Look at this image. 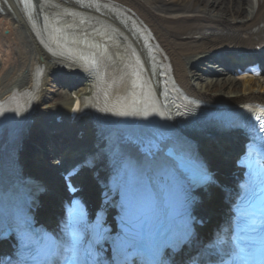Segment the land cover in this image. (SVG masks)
Returning <instances> with one entry per match:
<instances>
[{"label":"bare ground","instance_id":"bare-ground-1","mask_svg":"<svg viewBox=\"0 0 264 264\" xmlns=\"http://www.w3.org/2000/svg\"><path fill=\"white\" fill-rule=\"evenodd\" d=\"M25 1L26 10L20 0H0V52L3 55L0 62L4 65L0 66V72H7L1 82L0 106L10 107L20 100L13 114L15 121H23L33 103L34 112L30 118L34 135L46 138L52 154L53 147L66 143L63 152L55 153L51 161H40L37 152L33 159L23 162L25 172L36 174L47 187L38 212L50 224L60 222L55 202L66 194L59 188L64 185L62 174L66 172V164L70 158L69 162L89 151L96 124L88 116L76 128L73 125L55 134L49 132L51 129L46 130L57 128L50 122L54 118L53 110L43 105L48 83L62 82L61 86L72 93L65 98L66 109L59 108L54 111L55 115L68 112L71 102L78 98L73 97L75 94L97 102L96 116L104 122H110L120 112L138 118L136 109L144 111L139 115L144 119L147 116L144 93H154L153 103L162 93L161 71L154 64L144 40L145 31L159 45L160 58L167 63V72L175 83L173 87L187 95L186 101L190 99L194 104L200 101L264 102V73L258 77H235L237 68L246 59L233 56L242 51L243 56L247 55L264 39V0ZM102 49L105 54L99 53L100 60L107 69H104L103 80L92 85L88 78L90 72L84 70L82 60L76 64L68 60L83 55L97 58ZM102 97L105 99L101 101ZM198 114L204 115L202 108ZM4 115L0 112L3 131L7 126L2 120H8ZM3 116L6 118L1 119ZM82 132L83 138H77ZM211 133L203 124L195 138L212 171L214 186L230 187L233 181L230 176L235 168L226 157H230L232 146L223 141L225 138H215V134L207 138ZM68 145L69 149L78 147L58 165L55 159H64ZM221 149L223 151H217ZM88 180L87 188L80 192L81 196L93 201L98 187L92 178ZM74 181L77 185L87 182L81 175ZM0 203H8V200L0 198ZM198 206V211L210 213V220L199 233V238H207L223 225L225 208L217 190L206 203Z\"/></svg>","mask_w":264,"mask_h":264},{"label":"rangeland","instance_id":"rangeland-1","mask_svg":"<svg viewBox=\"0 0 264 264\" xmlns=\"http://www.w3.org/2000/svg\"><path fill=\"white\" fill-rule=\"evenodd\" d=\"M6 27V26H4ZM5 28H3L2 30H4ZM5 31H8L7 29H5ZM6 36V35H5ZM3 57L2 53L0 52V57ZM2 65L0 64L1 68L4 66L3 62ZM2 71V70H1ZM7 74V72L5 70H3L2 72H0V88H1V82L3 79V76H5ZM235 77H242V76H235ZM79 86L76 87V90H78ZM47 89V98L44 101V106L46 107L47 110L51 109L53 111H58L61 109L65 108V98L68 96V91L63 88L62 86H58L56 84V82H50L48 83V85L46 86ZM33 141L34 138H32ZM34 156H30V158H33Z\"/></svg>","mask_w":264,"mask_h":264},{"label":"snow or ice","instance_id":"snow-or-ice-1","mask_svg":"<svg viewBox=\"0 0 264 264\" xmlns=\"http://www.w3.org/2000/svg\"><path fill=\"white\" fill-rule=\"evenodd\" d=\"M262 130H264V129H262Z\"/></svg>","mask_w":264,"mask_h":264}]
</instances>
